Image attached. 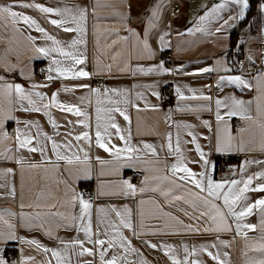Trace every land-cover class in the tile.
Masks as SVG:
<instances>
[{"label":"crops","instance_id":"crops-1","mask_svg":"<svg viewBox=\"0 0 264 264\" xmlns=\"http://www.w3.org/2000/svg\"><path fill=\"white\" fill-rule=\"evenodd\" d=\"M259 2L258 14L252 26L245 29L239 39L242 46L239 57L243 56L256 65V69L250 70L238 65V57L228 53L230 30L241 20L238 18L240 9L231 0H0V5L38 3L59 9L67 7L77 16L80 9H87V19L83 25L85 33H66L49 23L51 19H61L59 16L41 13L34 7L13 8L35 19L49 35L61 42L65 50L82 54L86 58L85 63L76 67L87 71L89 77L48 81L46 77L49 75L51 59L64 61V58L57 53L49 57L36 54V46L53 45L23 21L13 24L6 18L0 20V84H20L26 91L41 92L45 95L43 103H48L52 94L57 93L58 102L79 106L82 111L89 113L92 125L90 129H85L76 123L81 118L55 107L39 113L16 110L18 104L13 93L12 115L21 123L7 121L4 130L10 138L0 137V256L7 264H57L51 252L43 250L45 247L59 251L62 264H101L100 246L87 241L80 230L81 221L77 219L73 222L71 219L72 216L80 215V205L78 201L73 203L72 192L79 193V186L84 182L91 186L95 194V198L90 201L92 227L94 233L99 227L100 235H94L93 240H108L113 235L109 225L119 222L112 211L113 207L121 211L127 207L132 212L131 219L137 235L128 229L121 228V231L131 241L135 251L124 252L117 246L108 251L106 259L115 253L123 257L120 264H172L170 256L184 260L185 246L189 252L195 250L194 255L188 256L189 264L192 261L217 264L207 255V251L214 254L219 252L226 264H252L253 261L264 259V253L252 250L264 243L261 240L264 228L260 225L258 210L240 222L256 225L254 231L242 228L237 234L236 222L232 218H229L231 231H213L211 229L216 225L208 217L201 216L208 209L190 194L192 186L177 188L164 179L166 176L171 177L170 167L176 162V156L168 154L169 134L173 148L179 136L185 161H195L187 163V166L197 173L204 170L195 145L186 143L191 140L187 135L189 131L196 135L197 142L206 153V159L210 162L207 171L214 181L242 180L264 171V150H261V143L264 142V128L261 127L264 124V87L257 84V78L264 76V1ZM218 4L224 7L212 12V8ZM207 13L211 15L202 21L200 18ZM230 17L237 18L230 20ZM226 20L229 21L227 25L224 23ZM29 36L36 37L35 44L29 40ZM161 36H164L166 44L161 43ZM73 39H83L85 43L70 49L68 45ZM144 40H147L150 52L145 51ZM168 51L172 53V59L166 63L163 55ZM68 63L64 61L61 66ZM161 63L169 72L137 70L156 68ZM37 64L46 67L44 76L38 75ZM204 68L215 70L200 71ZM234 76H241L252 87L241 88L228 83L227 79L223 82L220 79ZM163 83H170L174 93L169 100L161 98ZM33 84H47V87L32 89ZM178 87L186 97L204 95L210 96L212 100H181L176 92ZM65 88L69 90L65 91ZM91 89H99L101 95L97 97ZM105 89H115L119 94L109 92L105 96ZM154 92L158 95H153ZM229 97L245 101V107L253 119L248 121L239 116H225L230 133L235 137L236 148L221 153L216 151L215 100L219 98L230 102L227 100ZM98 98L103 102L99 106L105 108L115 106L108 103L109 100L119 101L118 106L126 111L130 120L129 123L119 113H113L122 134L127 136L130 130L131 145L142 147L143 143L152 144L158 156L142 152L141 158L133 161L132 167H127L122 166L127 161L118 162L98 148L95 144ZM23 104L28 107L27 101ZM204 106H210L211 110H204ZM0 107H8L3 93H0ZM226 111L222 108L221 114ZM50 118L55 120L58 127L53 128ZM25 121L39 125V130L37 127L26 128ZM204 121L208 122L207 125ZM184 125L191 127L185 128ZM17 128L33 137L30 147L44 146L43 157L39 151L30 152L27 148H19ZM240 129L244 131L241 133ZM86 130L92 137L90 147L84 141L73 139ZM111 131L112 143L123 148L125 142L115 135V130ZM68 132L72 136H66ZM43 134L51 139H46ZM66 140H72L74 147L71 152L61 148V153L71 156L76 152L81 158L72 164L64 160L57 161L52 151L53 141L63 144ZM241 143L243 151L238 150ZM79 146L87 151V161L84 160V153L77 151ZM224 155L235 164L232 173L216 172L215 160ZM101 161L107 163L102 164ZM246 161L251 163L245 164ZM86 172L90 178H85ZM145 177H148L147 185L144 184ZM124 180L137 188L134 196L124 194ZM261 182L264 181L254 180L252 187ZM140 188H145V191L140 192ZM160 190L171 195L166 199ZM177 196L181 199H174ZM247 196L248 202L252 203L264 198V192H249ZM8 225H12V228L9 229ZM106 230L108 235H104ZM10 231L17 239L4 242L2 237H6ZM21 237L24 240H36L42 247L23 243L19 239ZM75 239L84 241V247L93 249L94 254L79 255L80 246L70 243ZM221 241H226L228 246L225 247ZM152 244L157 247L152 248ZM212 244L216 247H210ZM169 245L172 247L168 248ZM202 247L207 250L202 251ZM224 252L228 253L227 257H224ZM29 257L31 259H27Z\"/></svg>","mask_w":264,"mask_h":264},{"label":"snow or ice","instance_id":"snow-or-ice-1","mask_svg":"<svg viewBox=\"0 0 264 264\" xmlns=\"http://www.w3.org/2000/svg\"><path fill=\"white\" fill-rule=\"evenodd\" d=\"M232 3H235L240 11L238 14V18L243 19L245 10L248 8V0H231ZM23 7V8H36L39 10V12L44 14H53L56 16L61 17V19H51L49 23L57 28H61L64 32H79V33H85L86 29L83 26L87 19V9H80L78 12V16L76 14L72 13V10L69 8L59 9V8H53V7H45L41 4H19V5H9V4H3L0 5V20L4 19H10L13 24H16L19 21H23L25 25H27L29 28H34V30L38 33H40L45 41H50L53 45L52 47L47 46H36L35 47V53L39 56L49 57L53 53L59 54L60 57L64 58V61H69L66 66H61L64 61L56 58L51 59V64L48 68L49 75L46 77L48 81H52L54 79L64 78V79H79V78H87L89 77V73L83 69H78L77 65H82L85 63V59L82 54L77 53L76 51H68L65 50V47L61 46V42L56 39L54 36L49 35L48 32L45 30V28L41 27L39 23L32 17L25 15L23 13L14 11V7ZM224 7L223 4H218L212 8V12H218ZM207 15H211V13H207L206 16H202L200 19L203 21L206 19ZM237 17H230V20H235ZM225 25L229 23V21L224 22ZM70 25H76V27H72ZM219 31V29H217ZM29 40L35 44L36 37H28ZM161 43L166 44L164 36L160 37ZM85 43L83 39H73L71 43L68 45V48L75 49L78 44ZM143 47L145 51L150 52V48L148 45L147 40L143 41ZM140 72H160V73H167L169 72L168 69L164 68L163 63H161L156 68H148L147 70L143 68L137 69ZM215 69L211 68H204L200 71L202 72H210L214 71ZM55 73V75H53ZM23 74V73H21ZM221 81L223 82L225 79H227V82L236 86H239L241 88H251L252 85L243 79L241 76H234V77H221ZM257 84L260 87H264V76L257 78ZM32 89L40 88V87H47V84L44 85H38L33 84ZM79 87L87 88L88 85H79ZM219 87V85H218ZM65 91H68V88L64 89ZM91 91L99 97L101 95L99 89H91ZM109 92L119 94L117 90L115 89H105L104 95L107 96ZM177 95L181 100L185 99H200V100H206L211 101L212 98L210 96H190L186 97L181 93L179 87L176 89ZM0 93H3L8 101V107L7 109L0 107V137L3 139H9L8 133L4 130V124L9 120H16L17 124H20L21 121L16 119L12 115V102H13V93L15 94L18 107L16 110H22V111H29V112H41L44 110H47L51 107L58 108L59 110L63 112L70 113L78 118L76 123L83 126L85 129H90L92 127L91 125V117L89 113L82 111V109L79 106L71 105V104H65L58 102L57 99V93H53L50 101L48 103H43L45 100V95L38 91H26L25 88L20 84H11V83H3L0 84ZM153 95H158L157 93H153ZM35 97V99L33 98ZM228 101L222 99H216L215 100V107H216V120H217V138H216V151L217 152H226L229 150H232L236 148V145L234 144L235 137H233L230 133L229 126L227 120H225V116L228 118L239 116L242 120H248L251 121L253 118L248 113V110L245 107V101L241 99H237L236 97H229L227 98ZM27 101L28 107H24L23 102ZM91 103V101H89ZM97 107L95 109V144L98 148L103 149L105 152L109 153L114 160L116 161H127L128 163L126 165L127 167L133 166V161L139 160L141 158L140 153L145 152L149 153L151 156H158V153L156 152V148L154 145L149 143H143L142 147H136L130 144L131 140V132L129 130L128 135L125 136L122 134V130L118 123L115 122V117L113 113H119L125 121H129V116L127 115L125 110H122L118 105L119 101L115 100H109L108 103L115 105L114 107H100L103 102L98 98L97 101ZM125 104L128 103L127 100L124 101ZM248 103H251L250 101ZM39 105V106H38ZM227 109V111L222 115L221 109ZM139 110V109H138ZM199 110V109H195ZM204 110H211L210 106H204ZM45 114L47 112L45 111ZM50 123L52 124L53 128L58 127L54 119L50 118ZM71 123V122H70ZM207 121H204V124L207 125ZM25 127H37L39 130V125L34 124L31 121H25L24 122ZM185 128H190L191 125H184ZM262 128H264V124L261 125ZM111 130H115V135L122 141L125 142V146L123 148L117 147L115 144L112 143V136L113 132ZM244 130L240 129V132L242 133ZM45 135V138L50 140L51 137H48L47 134ZM188 136L191 137L190 141H186V143H192L195 145V150L198 153L200 157V161L202 162L201 167L204 169L203 171L197 173L194 172L190 167L187 166V163L195 162V161H189L186 162L185 158L183 156L181 147H180V141L179 136H177L176 140V146L173 148L172 144V138L171 134L168 135V142H167V149L169 155H175L176 156V162L173 163L170 167L171 177H164L165 180H168L169 183L176 185L177 188H182L187 185H191L192 189L198 190V191H192L190 189V194L195 198V200L201 202L208 211L201 213V216L208 217L211 219L212 223L216 225L214 229H211L213 231L221 232V231H231V224L229 223V218H232L236 223V232L237 234H240L242 228H246L249 230L254 231L256 229V225L244 223L241 224L240 222L242 220H245L250 215L254 214V211H259L260 213V225L262 228H264V198H260L255 200L252 203L248 202V196L247 193L249 192H264V182H261L257 184L255 187H252L254 180H261L264 181V171L255 173L253 175H249L246 179L242 180H223V181H214L212 176L208 174V166L209 161L206 159V153L202 150L200 144L197 142L196 135L189 131L187 133ZM66 136H72L71 132L66 133ZM23 137V138H21ZM73 139L77 142L84 141L87 143V145L90 147L92 142V137L90 136L89 131H83L82 133L75 135ZM16 140L19 145V148H27L30 152H41L42 157L45 153L44 146H41L39 148L35 146H31L33 137L29 135L26 132H22L20 128L16 129ZM74 145L72 143V140H66L63 144H59L55 141L52 142V151L56 156V160H64L68 164H72L73 161H79L81 158L76 153L73 152L71 156L64 155L61 153L60 149L64 148L67 151L71 152ZM163 147V146H162ZM240 151H243V144L241 143L239 149ZM261 150H264V142L261 143ZM78 152L84 153V160H88V153L85 151L84 147L79 146L77 148ZM19 162V161H18ZM101 163H107L105 161H101ZM251 163L246 161L245 164ZM256 163H260L257 161ZM37 165H33V167H36ZM9 171H11L9 169ZM244 171V168H241V172ZM85 178H90L89 174L85 173ZM182 182V183H181ZM144 184H148V177H145ZM123 185V192L125 195H135L138 191L137 188L131 184L129 181L124 180L122 182ZM242 185V186H241ZM153 191H156L158 189H152ZM140 192L145 191V188H140ZM162 195L167 199L171 193L170 192H164L163 190H160ZM174 199H181V197H174ZM72 201L75 204V202L78 201L80 205V215L79 217L72 216V221H76L77 219L81 221L80 230L83 231L87 241L89 243H92L94 245L100 246V261L101 264H120L123 257L118 256L117 254H113L110 258L106 259L107 253L110 249H114L115 247L119 246L124 250V252L129 251H135L134 248L131 246V241L124 235V233L121 231V228L128 229L133 232V235H137L136 230L134 228L131 216L132 212L131 209H128L127 207L124 208L123 211L116 209L115 207L112 208V211L115 213V216L118 218V223L112 222L110 223L109 227L112 229L113 235L110 239L104 240L96 238L93 240V236L99 237V227H97V231L93 232L92 227V216H91V209L92 204L90 201L85 200L83 198V195L80 193H76L74 190L72 192ZM143 203V201H141ZM239 207V211H237V208ZM101 211H103L101 209ZM39 214H37V217ZM9 229L12 228V225H8ZM208 229H206L207 231ZM108 231L106 230L104 232V235H108ZM50 235V233H49ZM4 242H7L9 239H17L15 234L13 232H9L6 237H2ZM21 242L23 243H29L34 244L38 248L42 247L36 240H24V238H19ZM261 240L264 241V234L261 235ZM63 243V241H61ZM73 246L79 245L81 248V251L79 252V255L83 256L85 254L93 255L94 250L84 247V241H81L79 239H75L70 242ZM220 243L224 244L225 247L228 246V243L226 241H221ZM107 244V247L104 246ZM152 248H156V244L151 245ZM168 248H171L172 246H167ZM210 247L215 248L216 245L212 244ZM45 252H51V255L56 258L57 264H62V257L59 251L55 249H49L44 248ZM202 251H206V248L201 249ZM253 251H260L264 253V243H261L260 247L253 248ZM185 252V258L183 261L177 259L175 256H170V259L172 260V264H189L188 256L194 255L195 250L192 252L188 251L187 246L184 248ZM168 254L167 252L165 253ZM207 255L214 261L217 262V264H226L225 260H222L220 257L219 252L213 253L211 251H207ZM224 257L228 256L227 252L223 253ZM31 259V257L27 258ZM23 261V257H22ZM0 264H7V261L0 256ZM191 264H200L199 261H192ZM252 264H264V259H260L258 261H253Z\"/></svg>","mask_w":264,"mask_h":264},{"label":"built area","instance_id":"built-area-1","mask_svg":"<svg viewBox=\"0 0 264 264\" xmlns=\"http://www.w3.org/2000/svg\"><path fill=\"white\" fill-rule=\"evenodd\" d=\"M172 59V53L170 51L166 52L163 55V60L166 63H169ZM238 65L240 66H246L250 70L256 69V65L252 62H248L245 60L243 56H240L236 59ZM37 73L39 76H44L46 73V67L42 66L41 64H37ZM99 85H96L98 87ZM161 98L163 100H169L173 97V91L171 89L170 83H163L161 85ZM238 123V121H237ZM215 169L218 173H232L235 170V164L230 161L228 156H220V158H217L215 160ZM79 193L83 195L84 198H86L88 201H92L95 198V194H93V190L91 186L87 183H81L79 186Z\"/></svg>","mask_w":264,"mask_h":264},{"label":"trees","instance_id":"trees-1","mask_svg":"<svg viewBox=\"0 0 264 264\" xmlns=\"http://www.w3.org/2000/svg\"><path fill=\"white\" fill-rule=\"evenodd\" d=\"M260 0H248L249 6L247 8L246 14L244 18L239 20L236 25H234L230 30V44H229V55H234L235 57H239L241 53V43L239 39L244 33L245 29L251 27L254 19L256 18L259 10V2ZM264 1V0H261ZM237 59V58H236Z\"/></svg>","mask_w":264,"mask_h":264}]
</instances>
